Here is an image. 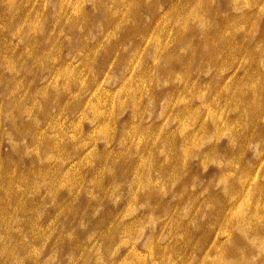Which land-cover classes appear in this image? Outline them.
Wrapping results in <instances>:
<instances>
[{"label":"rangeland","instance_id":"374dc122","mask_svg":"<svg viewBox=\"0 0 264 264\" xmlns=\"http://www.w3.org/2000/svg\"><path fill=\"white\" fill-rule=\"evenodd\" d=\"M0 264H264V0H0Z\"/></svg>","mask_w":264,"mask_h":264}]
</instances>
